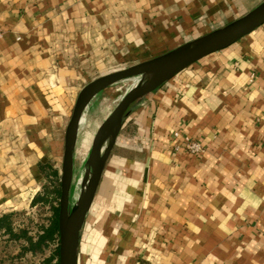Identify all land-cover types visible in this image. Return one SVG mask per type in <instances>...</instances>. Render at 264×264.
Here are the masks:
<instances>
[{"label":"crops","instance_id":"obj_1","mask_svg":"<svg viewBox=\"0 0 264 264\" xmlns=\"http://www.w3.org/2000/svg\"><path fill=\"white\" fill-rule=\"evenodd\" d=\"M263 1L0 0V216L61 189L66 129L87 85ZM116 82L83 111L73 172L116 106ZM188 139L203 149L188 151ZM78 264H264V23L128 107L104 143Z\"/></svg>","mask_w":264,"mask_h":264},{"label":"water","instance_id":"obj_2","mask_svg":"<svg viewBox=\"0 0 264 264\" xmlns=\"http://www.w3.org/2000/svg\"><path fill=\"white\" fill-rule=\"evenodd\" d=\"M263 23L264 1L238 20L196 39L185 47L104 75L84 88L66 129L58 213V264H78L80 231L94 201L102 173L103 139L106 134L110 137L112 129L122 119L128 107L139 97L155 90L181 70L204 56L227 47ZM152 69L155 70V73L146 82L130 87L95 131L87 158V169L84 176L85 190L79 204L71 209L70 187L74 164V147L85 107L91 98L107 85L134 76L144 70Z\"/></svg>","mask_w":264,"mask_h":264},{"label":"rangeland","instance_id":"obj_3","mask_svg":"<svg viewBox=\"0 0 264 264\" xmlns=\"http://www.w3.org/2000/svg\"><path fill=\"white\" fill-rule=\"evenodd\" d=\"M141 74L143 73H138L134 76L124 78L114 84L116 88H119V95L114 102L116 105L123 98L125 92H127V90L130 88L132 84V79L134 77L139 76V78L143 80V77H140ZM141 80L135 85L143 83V81ZM105 94L106 92H103V94H101L96 101L100 102L101 98L105 96ZM86 117L88 119L89 126L96 125V123H98L100 120L99 118L100 113L98 112V110H96L95 107L94 110L88 109L86 111ZM85 125H86V119L84 120L83 128L85 127ZM81 128L82 125H80V129ZM82 135L83 132H80L79 139H81ZM76 149L77 150L79 149V143L76 144ZM89 151H90V147L85 155L81 154L79 156L80 158L76 160L77 161L76 165H80L79 171L73 172L72 170L71 187H70L71 209H73V207L76 205L77 196L81 191V185L78 181V178L80 175L85 176L86 174L87 158ZM46 194L43 197H48L49 194L48 195ZM59 198L60 195L54 196V198L50 197L49 195L48 199L50 200V202L45 201L44 203L39 201L36 206L26 211L14 214L11 218L13 222L14 231L20 233L22 229H27L32 235L36 236L38 231L40 230V227L42 225L48 224L49 218L52 214L51 205L52 203L56 204L57 199L59 200ZM58 243H59V239H58ZM23 245L25 246V242L23 238L21 240H15L11 238L9 235L5 233H1L0 234V264H56L57 261L56 258L53 257L50 260V257L52 256L53 249L57 246V242H53L50 245L46 246L44 249L40 248L37 249L36 251H31L28 249L24 250Z\"/></svg>","mask_w":264,"mask_h":264},{"label":"trees","instance_id":"obj_4","mask_svg":"<svg viewBox=\"0 0 264 264\" xmlns=\"http://www.w3.org/2000/svg\"><path fill=\"white\" fill-rule=\"evenodd\" d=\"M54 198V196L60 195L59 189H48L46 195ZM48 195V197H49ZM48 197H38L33 201L36 204L38 201L44 202L49 201ZM52 202V201H51ZM52 214L49 218L47 225H42L37 235H32L27 229H22L20 233L14 231L13 222L11 220L14 213L5 214L0 216V234L5 233L15 240L24 239L25 246L24 250L28 249L31 251H36L37 249H44L46 246L53 242H57V246L53 249L52 256L50 260L54 257L56 258V264H58V239H59V224H58V213H59V200L57 199L56 204L51 205Z\"/></svg>","mask_w":264,"mask_h":264},{"label":"bare ground","instance_id":"obj_5","mask_svg":"<svg viewBox=\"0 0 264 264\" xmlns=\"http://www.w3.org/2000/svg\"><path fill=\"white\" fill-rule=\"evenodd\" d=\"M140 73H143L141 74L140 77H143V80H141V78L138 77H134L132 79V84L130 87L134 86L136 83H138L140 80L144 82H146L154 73H155V70H144ZM128 85V84H127ZM139 85V84H137ZM128 91V90H127ZM122 93V92H121ZM126 93V92H125ZM124 94V93H123ZM119 95V94H118ZM115 104V103H114ZM86 118L83 119V121L85 120ZM81 121V120H80ZM109 139V136L108 134L105 135V138H104V143ZM78 181L81 185V191L80 193L78 194L77 196V200H76V206L79 204L81 198H82V195L84 193V190H85V185H86V182H85V177L83 175H80L79 178H78ZM75 203V202H74Z\"/></svg>","mask_w":264,"mask_h":264},{"label":"built area","instance_id":"obj_6","mask_svg":"<svg viewBox=\"0 0 264 264\" xmlns=\"http://www.w3.org/2000/svg\"><path fill=\"white\" fill-rule=\"evenodd\" d=\"M2 32V29L0 27V34ZM104 140V139H103ZM185 148L190 152H200L203 149V146L201 142L193 139H188Z\"/></svg>","mask_w":264,"mask_h":264}]
</instances>
